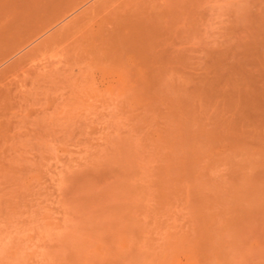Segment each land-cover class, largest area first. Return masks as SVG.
<instances>
[{"label":"rangeland","instance_id":"rangeland-1","mask_svg":"<svg viewBox=\"0 0 264 264\" xmlns=\"http://www.w3.org/2000/svg\"><path fill=\"white\" fill-rule=\"evenodd\" d=\"M199 2L144 93L65 62L75 29L0 76V264H264V0ZM44 63L64 70L29 101Z\"/></svg>","mask_w":264,"mask_h":264},{"label":"bare ground","instance_id":"bare-ground-1","mask_svg":"<svg viewBox=\"0 0 264 264\" xmlns=\"http://www.w3.org/2000/svg\"><path fill=\"white\" fill-rule=\"evenodd\" d=\"M197 1L198 0H0V67L2 66V69L0 68V76L5 72L7 73L8 70L12 72V68L21 65L23 58L32 50L38 49L41 46L43 48L44 44L53 40L60 39L58 40L59 42L64 36L69 37L67 35L68 32H72L69 29H75L73 38L69 41H65L63 46V48H66L67 54L65 62L68 63L69 61H73L74 63V61H76L77 63L78 60L79 63L80 59L88 61L100 57V61H108L107 65L104 64L106 67H101L103 69L101 71L115 76L113 83L110 85L113 84L119 93L126 95L132 91L142 90L146 80H149L147 77L153 70V66L151 65L153 61L155 62V60L162 58V62H164V57L172 58V60L173 58L179 57L177 60H180L183 59V56H186L183 55L187 52L186 47V50L182 49V51L177 48H169V46H172L171 43H173V40L175 41L174 44L176 43V47L178 46L175 39L178 36L176 31L178 32L180 30L177 25L195 23L193 21L194 18L192 19V15L194 16L196 14H194L195 12L193 11L197 5L201 4L199 2L200 0L198 1L199 4H197ZM69 14L73 17L70 16L68 17L70 19L64 21ZM61 21H64V24H61L60 27L58 26V30L52 29ZM13 25H17V27L20 25L17 29L18 34L13 32L16 30ZM193 27L195 26L193 25ZM180 35L178 36V42L182 40ZM183 35L182 37H186ZM41 36H43V39H39L40 41L36 42V39L39 37L41 38ZM64 39L62 40L64 41ZM168 39H171V43L167 41ZM191 39H189L190 42L192 41ZM33 41L36 43L31 44ZM58 42L56 41V43ZM183 42H185V39ZM30 44L32 45L30 50L26 51L25 54L20 53L21 55L19 54L18 57L16 56L17 58L13 59L18 51ZM38 51L40 52V50ZM25 64L26 67L24 68H27L28 65L27 63ZM33 66L34 65H32V67ZM46 67L47 65L44 67L45 69L38 67L39 72L32 68L23 70V72H27V76L32 72L35 74L33 75L32 73V76H29L30 86L33 90H30L26 95L29 101L35 102V99L38 98L37 96L40 95L41 91L38 89L39 85L42 84L40 81H49L48 83H52L53 79L58 75L60 68H63L51 66L46 69ZM161 67L160 70L162 71ZM157 69L156 71H159ZM164 72L165 71H163V73ZM161 75H159V77ZM154 76H156V74ZM57 79L59 78L57 77L56 80ZM14 80H16V78ZM2 87L4 86L0 87V117L3 113V109L13 101L12 97H10L12 94L10 93V88L5 86V88L2 89ZM36 88L39 91L36 90ZM146 88H148V86ZM145 90H142V92ZM12 96L15 97L14 95ZM16 97L14 99H16ZM23 97H25V95ZM22 99L24 98L21 97V100ZM26 101L27 99L25 102ZM15 102L16 101H14V103ZM4 133V124L0 122V215L2 214L1 206L3 204V185L5 178V160L3 161L2 155V144L6 141L4 140ZM1 233L0 226V234Z\"/></svg>","mask_w":264,"mask_h":264}]
</instances>
